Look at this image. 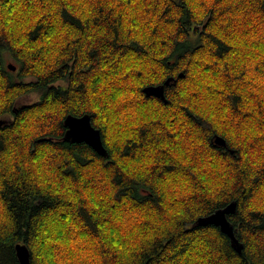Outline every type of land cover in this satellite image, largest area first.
Instances as JSON below:
<instances>
[{"label":"clouds","instance_id":"obj_1","mask_svg":"<svg viewBox=\"0 0 264 264\" xmlns=\"http://www.w3.org/2000/svg\"><path fill=\"white\" fill-rule=\"evenodd\" d=\"M0 264H264V0H0Z\"/></svg>","mask_w":264,"mask_h":264}]
</instances>
